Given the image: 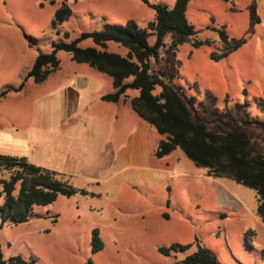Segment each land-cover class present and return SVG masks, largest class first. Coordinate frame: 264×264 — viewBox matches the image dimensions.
Returning <instances> with one entry per match:
<instances>
[{
  "label": "rangeland",
  "instance_id": "rangeland-1",
  "mask_svg": "<svg viewBox=\"0 0 264 264\" xmlns=\"http://www.w3.org/2000/svg\"><path fill=\"white\" fill-rule=\"evenodd\" d=\"M175 1L148 0L168 8ZM63 8L71 15L54 29L55 14ZM185 16L194 35L173 53H166V38L157 67L186 100L192 99L189 108L196 120L206 121L210 130H241L250 138L252 152L264 154V0H190ZM154 19L153 9L140 0H0V91L18 88L38 53H50L53 42L69 43L82 33L123 27L132 20L146 30L152 44L149 25ZM221 30L227 44L219 38ZM194 41L202 45L192 46ZM79 46L94 44L84 40ZM107 51L126 54L114 43L107 44ZM58 58L66 67L70 54L61 51ZM99 74L96 92L113 93L112 78ZM226 109L229 116L224 118ZM159 139L154 132L150 141ZM115 165H126L128 172L156 170L163 174L162 182L128 180L113 190L105 183L85 186L83 180H73L96 196H59L52 204L35 206L27 223H5L0 264L14 257L33 264H85L88 259L92 264H181L196 251V240L221 264H264V226L256 214L254 191L207 177L179 149L162 159L151 154ZM0 178H8V172L0 170ZM94 229L104 248L93 255ZM175 243L191 248L169 257L158 252Z\"/></svg>",
  "mask_w": 264,
  "mask_h": 264
},
{
  "label": "trees",
  "instance_id": "trees-1",
  "mask_svg": "<svg viewBox=\"0 0 264 264\" xmlns=\"http://www.w3.org/2000/svg\"><path fill=\"white\" fill-rule=\"evenodd\" d=\"M140 1L155 12V19L149 25L155 37L152 44L146 30L139 28L132 20L123 27L82 33L69 43L53 42L50 53H38L19 87L0 91V99L9 92L21 91L28 79L36 84L42 83L59 67L57 53L66 52L72 61L86 64L112 78L114 92L102 96L101 100L117 103L126 97L127 91L138 92L137 96L130 98L129 103L133 112L161 136L154 152L156 159H162L179 149L195 167L204 170L207 177L227 179L254 191L257 196L256 214L264 226V154L252 152L250 138L245 132L238 129L210 130L206 121L196 120L189 108L192 99L186 100L171 83L170 77L157 67L166 38H170L166 53H173L178 45L194 35L185 16L190 0H176L172 8L149 4L148 0ZM250 14L252 18L255 17L254 6L250 7ZM70 15L68 8L58 10L52 27L55 29L57 23L65 21ZM218 35L227 44L225 32L221 30ZM64 36L68 37V34L64 33ZM84 40H91L94 47H80ZM108 43L121 46L126 54L122 56L107 51ZM191 44L198 47L202 42L194 41ZM157 87L160 90L155 93ZM210 104L213 105V101ZM222 115L228 117L229 110L226 109ZM0 170L8 172V178H0V229L7 222L14 225L27 223L35 206L52 204L59 196H96L93 192L74 187L63 179L62 174L33 165L25 158L0 155ZM195 246L196 251L187 254L181 264H221L197 240ZM90 248L93 255L104 248L98 229L92 231ZM190 248L191 245L175 243L168 248H158V252L169 257L186 253ZM33 263L34 260L27 262L21 257H14L8 264ZM85 264H92L91 259Z\"/></svg>",
  "mask_w": 264,
  "mask_h": 264
},
{
  "label": "crops",
  "instance_id": "crops-1",
  "mask_svg": "<svg viewBox=\"0 0 264 264\" xmlns=\"http://www.w3.org/2000/svg\"><path fill=\"white\" fill-rule=\"evenodd\" d=\"M99 73L70 56L66 67L60 61L42 83L28 79L21 91L1 98L0 155L25 158L68 177L72 185L80 179L85 186L105 183L116 190L128 180L162 182L163 174L156 170L128 172L126 165H115L154 157L161 136L151 143L154 128L131 110L129 100L135 96L126 93L117 103L101 100L106 94L96 92Z\"/></svg>",
  "mask_w": 264,
  "mask_h": 264
}]
</instances>
